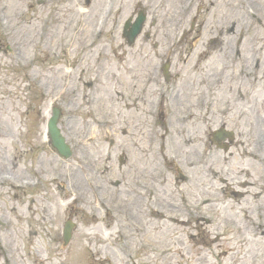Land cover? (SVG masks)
Returning <instances> with one entry per match:
<instances>
[{"label": "rangeland", "instance_id": "374dc122", "mask_svg": "<svg viewBox=\"0 0 264 264\" xmlns=\"http://www.w3.org/2000/svg\"><path fill=\"white\" fill-rule=\"evenodd\" d=\"M55 107L69 160L48 144ZM137 178L157 192L142 230L114 214ZM1 217L16 264H264V0H0Z\"/></svg>", "mask_w": 264, "mask_h": 264}, {"label": "flooded vegetation", "instance_id": "af4514ba", "mask_svg": "<svg viewBox=\"0 0 264 264\" xmlns=\"http://www.w3.org/2000/svg\"><path fill=\"white\" fill-rule=\"evenodd\" d=\"M111 5H112V1H111ZM149 37H150V34L146 35L144 38L146 40V38L148 39ZM161 73H162L165 84H170V82H172L173 87L171 89V94H170V95H172L174 93V89H177V82L175 80H172V78L170 80L169 74L165 75L163 72V69H161ZM130 81L132 82V85H131L132 89L130 92H127L124 95V97L126 98L127 101H125L123 98V103H125L127 107L133 108L134 105H136L138 102L139 103H145L146 100L148 99L147 96H150V77L148 75L145 76V74L143 73L142 78H139V77L133 78L132 76H130ZM134 83L136 84L135 87H133ZM132 90L135 92L134 95H136V99H133L134 95H132ZM93 96L95 97V101H96L95 92H93ZM159 102H162V101L159 100ZM190 111H191V109H187V113H189ZM147 114H148L147 117L149 119L151 117H155V116H151L150 112ZM158 122L160 124H162V127H164L163 139L166 141L167 136L170 134L168 128L171 126L170 123L173 121L171 119L168 121H165L162 118V119H159ZM154 124H155V122H154ZM156 128H157L156 124L153 125V128H151V124H149V126L147 127V132L144 135V137L147 138V142H148L149 146L153 144V139L158 136V131H156ZM223 134H224V138L225 137L229 138L228 141L230 143L233 142V136L231 134H229V135H227L226 133H223ZM173 138L174 137H172V139ZM224 138L219 139V140H224ZM131 139L133 140V135L131 136ZM126 153L127 152L125 151V149H120V154L123 155L120 157V160H119V162L121 164L129 162V159L126 156H124V154H126ZM172 160H173V162H175L173 158H172ZM190 166H192V165L190 164ZM48 171H49V168H46L45 166H41L40 170L38 169V166H37V168L34 170V177L39 178L40 174L43 176H46L48 174ZM175 172L178 174V179H180V181L183 182L184 181L183 175L180 174L177 169ZM124 179H126L125 176H124ZM33 180L34 179H28V178L26 179L27 182H31L34 185ZM22 181H24V180H21L17 187L21 186ZM34 181L37 185V181L36 180H34ZM112 183H113V187L116 188V187H119L120 184H122V180L119 178H115ZM22 189H25V188H22ZM28 189H31V188H28ZM135 193H137V194H135ZM125 196H126L125 200H119L120 198L115 197V201H114L115 204L114 205L116 208H114L115 209L114 214L116 212V214L118 216L123 215L124 220L127 221L129 226L133 227L134 229L142 230L144 228V226L141 225L142 220H141V218L136 217L134 215V213L140 212L144 216L147 215V212H149V210H150L149 206H150L151 200L153 198L157 199V192L153 188H151L147 179H140V178L138 179L137 178L134 181H132L130 188H128V182H127V186L125 187ZM144 199H148L149 202L146 203V200H144ZM117 207H119V208L117 209ZM119 209H121V210H119ZM165 211H166V209H165ZM169 212H170V214H173V212L176 213L177 211L175 209H169ZM181 212L182 211H178L179 214ZM178 213L175 215V217L178 215ZM133 216L136 217L137 220H135V218ZM160 217L164 218V216H160ZM169 217H172V216L170 215ZM4 220H6V218ZM6 221L3 222L2 217L0 218V226H1V230H2V232H0V247L2 248V252H0V256L2 258V264H16V261H14L15 258L12 254L11 249H10L11 246L9 245V243L6 240H4V238L6 237L5 234L8 233V235H11V234H9V233H11L10 227L6 225V223H7ZM6 226H7V228H5ZM5 247H7L8 250Z\"/></svg>", "mask_w": 264, "mask_h": 264}, {"label": "water", "instance_id": "95a60500", "mask_svg": "<svg viewBox=\"0 0 264 264\" xmlns=\"http://www.w3.org/2000/svg\"><path fill=\"white\" fill-rule=\"evenodd\" d=\"M144 21L145 18L140 15L131 26L130 30H127L129 22L126 23L124 29L127 30V32H125L124 37L127 39L130 45L134 43L136 37L141 33ZM60 116V110L56 108L52 110V117L47 123V136L50 140L51 147L58 153V155L63 159H69L71 157L70 149L65 144L64 138L60 134V131L57 127ZM74 227L75 226L72 222H66L64 225L63 238L66 244H68L71 239L72 230Z\"/></svg>", "mask_w": 264, "mask_h": 264}, {"label": "bare ground", "instance_id": "6f19581e", "mask_svg": "<svg viewBox=\"0 0 264 264\" xmlns=\"http://www.w3.org/2000/svg\"><path fill=\"white\" fill-rule=\"evenodd\" d=\"M48 144H50L49 141H48ZM24 184H25L24 186L21 185V186L18 187V188H32V186H33V183H31V182H25ZM73 201L76 202V201H77V198L74 197L73 200H72V202H73ZM71 237H72V236H71ZM70 240H71V239H70ZM62 241H63L64 246H66L67 244L65 243L64 238H62ZM69 242H70V241H69ZM69 242H68V243H69ZM166 256H167V255H166Z\"/></svg>", "mask_w": 264, "mask_h": 264}]
</instances>
